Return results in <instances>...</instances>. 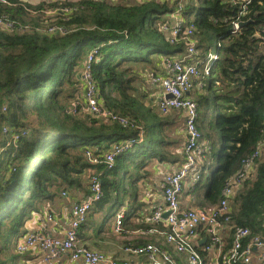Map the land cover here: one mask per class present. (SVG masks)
I'll use <instances>...</instances> for the list:
<instances>
[{
    "label": "trees",
    "instance_id": "obj_1",
    "mask_svg": "<svg viewBox=\"0 0 264 264\" xmlns=\"http://www.w3.org/2000/svg\"><path fill=\"white\" fill-rule=\"evenodd\" d=\"M177 4L157 0H0V16L23 27L31 23L34 28L13 32L0 26V146L11 142L0 163V264H19L28 253L17 252L16 243L34 212L63 192L69 195L70 189L83 188V193H89L88 184L82 186L91 169L102 173L103 192L91 211L108 217L121 209L125 212V231L116 234L112 229V233L123 237L130 229L129 221L144 212L142 194L152 175L150 162L176 160L169 126L164 120L155 121L159 115L144 105L136 82L141 80V69L150 67L145 74L160 73L159 63L185 53L186 43H170L162 28L173 23L171 15ZM182 6L185 25L196 26L200 58L211 52L212 38L217 39L218 59L212 74L201 78V85L189 93L197 101V125L208 146L195 188V205L207 207L220 201L226 181L264 135V31H259L264 29V0L251 1L243 17L248 24L236 33L233 19L238 7L223 0H189ZM51 26H61L65 32L47 31ZM95 48L92 73L104 107L136 119L145 129L144 141L118 153L111 168L91 163L86 150L102 156L113 144L137 139L138 128L87 114L82 107L76 113L69 111L79 97V105H85L82 68ZM5 126L9 134H3ZM22 128L29 133L14 143L13 134ZM255 166L232 201L234 228L219 256L220 264H225L237 229L250 228V237L264 235V152ZM131 225L132 229L155 225L168 229L164 224ZM159 238L134 244L126 240L124 246L148 242L162 246ZM203 247L199 251L204 264H214V255ZM175 256L179 260L183 254ZM186 261L190 259L180 264Z\"/></svg>",
    "mask_w": 264,
    "mask_h": 264
},
{
    "label": "built area",
    "instance_id": "obj_2",
    "mask_svg": "<svg viewBox=\"0 0 264 264\" xmlns=\"http://www.w3.org/2000/svg\"><path fill=\"white\" fill-rule=\"evenodd\" d=\"M6 1V0H3ZM144 2L147 0H136ZM178 2L174 13L171 15L172 24H164V32L169 34V41L172 44L179 42L186 43V51L182 56H171L163 60L164 72H151L148 79L153 88L160 90V99L158 110L161 114H167L172 110L183 111L186 141L182 150V159L174 171H164L161 175L159 187L163 195V203L155 204L151 210L146 209L142 212L146 221L151 224H164L167 230H161L156 225L144 229L147 234L156 233L163 236L167 243H172L177 251L188 255L193 264H204L199 251L200 246L215 256L214 264H220L219 256L223 251L224 237L234 228L232 222V201L238 190L242 188L245 181L255 170V160L264 152V135L250 156L242 160L241 168L233 174L225 183L221 192V199L218 203L207 207L194 205L195 188L201 180L203 172V163L207 158V146L202 142V132L198 128L197 118L199 107L197 101L189 95L190 91L201 85L200 79L204 76H210L218 59L216 53L208 52L202 59L199 57L197 48V39L195 36V25L185 21L181 17L183 10L181 0H157ZM252 0H223V3L238 7V12L233 19V32L241 30L240 24L246 22L243 17L246 15ZM0 26L4 30L16 31L34 29L30 25L23 27L17 24L8 16H0ZM49 32L64 33L65 29L61 26H51L47 28ZM263 32L264 29L259 30ZM258 34L259 32L256 31ZM98 48L93 49L87 56L83 68V91L84 106L80 102L73 101L70 106V112L76 113L79 107L87 114L119 121L125 125L138 126L140 134L137 139H127L105 151L104 154L95 155L94 150H86L85 155L91 163H105L109 168L114 165L115 156L121 151L133 147L135 143L144 141L145 136L142 126L136 124L135 119L130 116H120L108 108H105L99 95L97 83L92 73V63L96 59ZM171 93L172 98L166 99V94ZM6 108L4 107V110ZM3 134H9L10 129L5 126L2 129ZM264 132V129H263ZM29 133V129L22 128L13 134V142ZM10 141L5 143V150L11 149ZM3 147V148H4ZM4 150H0V163ZM14 154V153H13ZM12 155V154H11ZM4 160V158H3ZM91 176L88 179L89 193L85 194L79 200H75L70 208L69 223L65 228L63 235H52L41 229L24 234L16 243L17 252L40 251L44 255L43 263L52 264L60 259L64 254L69 253L71 260L75 264H161L157 261L159 255H163L167 262L172 263L166 252L160 251L152 243L145 245H127L124 251L130 255L137 253H146L149 256L148 262L134 261L130 259H121L113 257L102 251L90 249L86 245L79 243V230L81 225L87 220L88 213L96 202L102 199V181L101 172L91 169ZM148 189L144 192L146 197L143 200L146 206L152 197L151 184L146 185ZM62 195H67L63 192ZM183 196L189 198L192 205L185 207ZM147 199V201L145 200ZM169 212L167 217L164 214ZM113 231L121 234L125 231L123 221L125 218L124 209L118 211L115 216ZM51 220V216H49ZM251 229L242 227L234 232V237L230 249L227 251L223 262L232 264V261H243L245 264H251L256 249L261 250V258L264 259V235L250 237ZM251 238V239H250ZM161 247V246H158Z\"/></svg>",
    "mask_w": 264,
    "mask_h": 264
},
{
    "label": "crops",
    "instance_id": "obj_3",
    "mask_svg": "<svg viewBox=\"0 0 264 264\" xmlns=\"http://www.w3.org/2000/svg\"><path fill=\"white\" fill-rule=\"evenodd\" d=\"M24 1H31V0H24ZM36 1L39 0H35L34 3H36ZM149 68L150 67L145 68L141 72V81L143 82V84L148 83L147 84L148 88L145 90L147 95L144 94L145 92L142 90L144 93L142 91L141 93L139 92V96L141 100H143L142 102L146 107L152 108L153 111H155L159 115V118L156 119L155 121L161 122L162 120H164L166 127L169 126L170 129L169 132L171 136L173 135L174 137L173 139L174 144L172 145V148H173V158L176 160L175 162L167 161L163 163L160 162L158 163L157 159H153L150 162L149 169L152 171V175L150 176L149 179L146 180V182L149 180L148 184H151L152 186V189L150 190L152 191V197L149 201V204L146 206V209L150 208L151 210V208L155 204L163 203V195L159 187L161 175L166 170L174 171L177 165L179 164V162L181 161L182 159L181 153L186 141V133L184 126L185 118L183 111L179 112L176 110H172L167 114H161L159 112L157 105L161 97L160 90L157 88H153L152 84L148 81V76H147L148 73L145 74V72ZM158 68L159 70L161 68V72H164L161 63L158 64ZM143 94L148 98V100L144 101ZM135 121L137 125L142 126L143 132H145L144 125L139 123L136 119ZM134 127L138 128L139 130L138 136H139L140 134L139 127L138 126H134ZM4 145L5 144L3 143L0 147L3 148ZM4 152H6V150H4L3 153ZM210 163L213 162L210 160ZM158 166L159 167L163 166L164 169L158 171L156 169ZM91 174L92 172L90 171L87 173L86 176L87 181L91 176ZM101 181H102V173H101ZM74 191H76L75 194H72L71 192L69 193V195L71 194L72 197L71 201H67L66 199H63L62 202H59L61 200H59L58 199L59 196H57L55 199H53V201L51 202L49 201L47 205L42 206L40 211L34 212L31 218L29 219V221L26 222L25 225L26 232L24 234L41 229L43 231L51 233L52 235H63V232L69 223V214L72 203L75 200L81 199L85 195V193L79 192L78 190H74ZM145 200L147 201V199ZM189 201L190 200L188 197L183 196V204L185 207L192 205V203H190ZM149 214L150 211L149 213L146 214V216ZM92 215H93V220L91 221V218L87 217L88 223L85 224L79 231L80 232L79 243L86 245L91 249L102 251L113 257H118L121 259L134 258V255H130L124 251V247H125L124 245L126 243V240L127 242L130 241L132 244H134L135 242L138 243L139 241L144 240V238L146 239V238L156 237L155 236L156 234L145 233L143 231L144 228L132 229L135 227L131 225V222L137 223L138 227L140 226V224H143L145 226L151 224L146 221V216L144 217L142 213L140 214V216L136 218V220L129 221V223L127 224V227L130 228L129 232L125 234L123 237L117 236L116 234L110 231L113 229V226L115 224L114 216L108 217L101 211H96L92 213ZM49 216H51V220H49ZM162 239L164 243H167L165 242L164 237H162ZM44 255L45 254H43L38 250L25 253L23 255V258L19 261V264H44L43 263ZM260 255H261V250L256 249L255 255L251 260V264H264V259H262ZM213 258L215 259V256ZM178 261L180 262L184 260L183 259L181 260V258H179ZM52 264H75V263L71 260L69 253H67L64 254L60 259L54 261Z\"/></svg>",
    "mask_w": 264,
    "mask_h": 264
},
{
    "label": "rangeland",
    "instance_id": "obj_4",
    "mask_svg": "<svg viewBox=\"0 0 264 264\" xmlns=\"http://www.w3.org/2000/svg\"><path fill=\"white\" fill-rule=\"evenodd\" d=\"M186 1H189V0H183L182 2L184 3V2H186ZM30 2H35V0H31ZM31 13V12H30ZM28 17H32L31 16V14H29L28 15ZM44 17H45V15H44ZM27 24H29V25H31V23H27ZM32 27H33V24L31 25ZM31 30L32 29H30L29 30V32H31ZM13 32H16V31H13ZM211 44H212V47H211V51L213 52V53H215L216 51H217V39L215 38V37H213L212 38V40H211ZM161 66H162V68H163V65H162V63H161ZM164 69V68H163ZM144 69H141V72L143 71ZM160 72H161V68H160V70H159ZM150 74V73H149ZM148 81H150V79H148ZM144 84H146V83H144ZM143 84V82L141 81V80H139L138 82H136V86L138 87V89H139V91H140V93H141V91L144 93V94H146V89L148 88V86H147V84L146 85H144ZM82 89H83V84H82ZM82 92V94L84 95V91H81ZM80 94V96H81V93H79ZM143 94V97H144V101H146V100H148V98L145 96ZM147 95V94H146ZM78 101H80V102H82V99L79 97L78 98ZM143 101V100H142ZM83 102H85V100H84V97H83ZM34 117V116H33ZM30 119H32V116H31V118ZM0 150H5V147L4 148H2V147H0ZM254 167H256V166H254ZM158 171H161V170H163L164 168H163V166H161V167H157L156 168ZM231 177V176H230ZM229 177V178H230ZM85 178H86V176H85ZM84 184H83V186L82 187H85V186H87V184L86 183H88V181H87V179H85L84 181ZM148 189V186L147 187H145L144 186V190H143V187H142V190H143V194H142V197H146V194L144 193L146 190ZM75 189H70V191H71V193L72 194H75V192L76 191H74ZM79 192H82L83 193V188L82 189H79L78 190ZM58 199L59 200H61V201H59V202H62L63 201V199H66L67 201H71L72 200V197H71V194L70 195H64V196H62V195H60L59 194V197H58ZM92 213H94V212H92L91 210L89 211V213H88V215H90L91 214V216L89 217V218H91V221L93 220V215H92ZM129 221V220H128ZM123 226H124V221H123ZM124 228H125V226H124ZM149 227H147L146 229H148ZM167 230V229H166ZM231 231V230H230ZM229 231V232H230ZM128 232H129V230H128ZM127 232V233H128ZM149 234H156V233H149ZM233 234V237H234V233H232ZM159 235V234H158ZM118 236V235H117ZM161 236V235H160ZM229 236V233L227 234V235H225V237H224V244H223V249L225 248V245H226V240H227V237ZM157 238H159L158 236H156ZM161 237H163V236H161ZM159 239H161V238H159ZM162 240V239H161ZM165 242H166V240H165ZM148 243H152V244H155L154 242H148ZM148 243H146V244H148ZM161 244H163L162 246L161 245H158V246H161V247H158V246H154V247H156V248H158L160 251H163V252H166V254H168L169 255V257H170V259L173 261L172 263H169V264H180V262L178 261V260H174V255H182V253L181 252H179V251H177V249H176V247L172 244V243H164L163 242V240H162V243ZM139 245H145V244H139ZM155 245H157V244H155ZM132 255H134V258H125V259H130V260H134V261H142V262H148L149 261V256L146 254V253H137V254H133L132 253ZM175 258H176V256H175ZM180 258H181V260L183 259L184 261L185 260H187L188 259V255L186 256L185 254H183V257L182 256H180ZM157 261L158 262H160L161 264H165L166 262H167V260H165V257L163 256V255H159L158 257H157ZM187 263H185V264H193V263H190V262H188V261H186Z\"/></svg>",
    "mask_w": 264,
    "mask_h": 264
},
{
    "label": "water",
    "instance_id": "obj_5",
    "mask_svg": "<svg viewBox=\"0 0 264 264\" xmlns=\"http://www.w3.org/2000/svg\"><path fill=\"white\" fill-rule=\"evenodd\" d=\"M246 24H248L247 21H246V22H242V23L240 24V26L242 27V26H245ZM165 98H166V99H170V98H172V94H171V93L166 94ZM168 214H169V212H166V213L164 214V217H167Z\"/></svg>",
    "mask_w": 264,
    "mask_h": 264
}]
</instances>
